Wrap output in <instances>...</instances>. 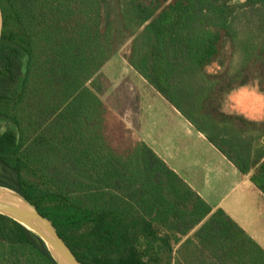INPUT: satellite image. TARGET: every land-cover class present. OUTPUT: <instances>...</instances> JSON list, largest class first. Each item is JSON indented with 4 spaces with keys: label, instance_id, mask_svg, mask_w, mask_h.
<instances>
[{
    "label": "trees",
    "instance_id": "obj_1",
    "mask_svg": "<svg viewBox=\"0 0 264 264\" xmlns=\"http://www.w3.org/2000/svg\"><path fill=\"white\" fill-rule=\"evenodd\" d=\"M0 186L50 219L83 264H264L260 245L141 137L114 142L97 75L124 59L264 194V0H0ZM231 48L228 65L209 71ZM0 264H58L0 213Z\"/></svg>",
    "mask_w": 264,
    "mask_h": 264
},
{
    "label": "crops",
    "instance_id": "obj_2",
    "mask_svg": "<svg viewBox=\"0 0 264 264\" xmlns=\"http://www.w3.org/2000/svg\"><path fill=\"white\" fill-rule=\"evenodd\" d=\"M130 68L134 70L131 66ZM140 77L144 83L147 84V81L142 76ZM152 89L156 91L153 87ZM158 97L165 99L163 96ZM246 97L243 98L246 105L248 103L247 101L253 104L252 106L254 107L259 105L256 96ZM148 100L150 99L148 98ZM239 104L242 107L243 104L241 101H239ZM143 107L144 105L139 109L140 137L148 143L171 168L183 177L214 210L218 208L224 209L264 247V237H261L262 233L260 235L257 230V221L260 215H264V207L257 211H253L252 208L250 211H247L246 202L241 200V196L227 203V193L220 196L219 200L217 195L218 193L222 194V192H225V188L228 185H232L231 189L233 190L236 186L243 184L248 187L249 192L259 195V197L264 200V194L251 182L250 174L245 175L241 173L237 167L176 108H173V112L177 119L176 121L185 125V134L189 140H185L184 138L180 140V136H178L177 131H174L172 123L166 124L164 128L159 127L154 135L150 130V120L147 123V114L144 112ZM241 107L237 113H242L249 119L258 120L259 117L256 116L258 113L256 108L247 111ZM196 146L198 147L196 148ZM216 197L217 199H215Z\"/></svg>",
    "mask_w": 264,
    "mask_h": 264
},
{
    "label": "rangeland",
    "instance_id": "obj_3",
    "mask_svg": "<svg viewBox=\"0 0 264 264\" xmlns=\"http://www.w3.org/2000/svg\"><path fill=\"white\" fill-rule=\"evenodd\" d=\"M126 46L127 44L124 45L117 54L109 58L103 66V69L97 75L98 92L108 110L106 122L108 128L112 131L113 141H116L120 145L124 143L126 139L122 140L121 136L124 134L125 130L128 131L127 134L129 136L134 138L140 137L139 109H141L143 105V110L147 114V123L150 120V130L154 135L159 127L164 128L166 124L172 123L174 131H177L178 136H180V140L183 138L185 140L188 139L185 134V125L176 121L177 119L173 112V108L175 107L167 100L158 97L161 95L154 91L148 83V85L144 83L140 75L130 68V65H128L127 61L124 59ZM223 52L224 54L221 58L208 68L209 71H218L221 70L223 66L228 65L231 58V48L228 44ZM254 91L258 95L264 96V93L260 91L258 81H250L243 87L233 89L227 95H224L228 96V101L224 103L223 110L227 113H236L241 107L239 101L242 102L243 105L241 108L244 110L249 111L255 108L257 110L260 105L254 107L249 101H247L248 103L246 105L243 100L246 96V98H248V96H254L252 95ZM148 98L150 100H148ZM256 116L259 117L258 120H264V109H261ZM197 147L198 146H196V148ZM231 186L232 185L226 186L225 192L217 194L218 200L220 196L227 193V203L241 196V200L246 202L247 211H250L251 208L253 211H257L264 207V200L259 197V195L249 192L246 185L242 184L236 186L233 190ZM215 199H217V197ZM257 222V230L260 235L262 233L261 237H264V215H260ZM261 237L260 239L262 240ZM258 243L260 244V242Z\"/></svg>",
    "mask_w": 264,
    "mask_h": 264
},
{
    "label": "water",
    "instance_id": "obj_4",
    "mask_svg": "<svg viewBox=\"0 0 264 264\" xmlns=\"http://www.w3.org/2000/svg\"><path fill=\"white\" fill-rule=\"evenodd\" d=\"M3 31V11L0 1V38ZM0 213L6 215L38 235L58 264H83L58 233L52 221L22 193L0 186Z\"/></svg>",
    "mask_w": 264,
    "mask_h": 264
},
{
    "label": "clouds",
    "instance_id": "obj_5",
    "mask_svg": "<svg viewBox=\"0 0 264 264\" xmlns=\"http://www.w3.org/2000/svg\"><path fill=\"white\" fill-rule=\"evenodd\" d=\"M252 95L256 96L257 101L259 102L260 107L257 108V112L259 113L261 109H264V96L258 95L255 91Z\"/></svg>",
    "mask_w": 264,
    "mask_h": 264
}]
</instances>
